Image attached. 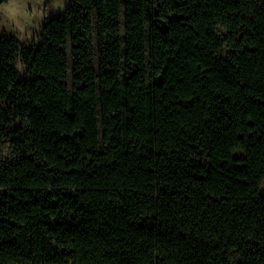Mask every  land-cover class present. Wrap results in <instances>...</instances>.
Segmentation results:
<instances>
[{
	"label": "trees",
	"instance_id": "obj_1",
	"mask_svg": "<svg viewBox=\"0 0 264 264\" xmlns=\"http://www.w3.org/2000/svg\"><path fill=\"white\" fill-rule=\"evenodd\" d=\"M70 2L0 30V264H264V0Z\"/></svg>",
	"mask_w": 264,
	"mask_h": 264
},
{
	"label": "rangeland",
	"instance_id": "obj_2",
	"mask_svg": "<svg viewBox=\"0 0 264 264\" xmlns=\"http://www.w3.org/2000/svg\"><path fill=\"white\" fill-rule=\"evenodd\" d=\"M70 0H6L0 6V30L14 36L20 51L34 49L40 42L46 20L65 14ZM17 65L21 76L26 77L22 54ZM259 193L264 197V182Z\"/></svg>",
	"mask_w": 264,
	"mask_h": 264
}]
</instances>
